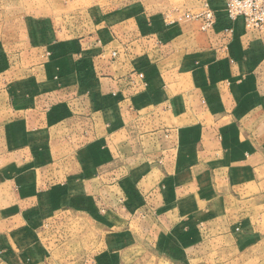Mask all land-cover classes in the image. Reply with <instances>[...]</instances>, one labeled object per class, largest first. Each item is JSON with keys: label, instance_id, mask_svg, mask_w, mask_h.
I'll return each instance as SVG.
<instances>
[{"label": "crops", "instance_id": "crops-1", "mask_svg": "<svg viewBox=\"0 0 264 264\" xmlns=\"http://www.w3.org/2000/svg\"><path fill=\"white\" fill-rule=\"evenodd\" d=\"M38 1L0 0V239L27 209L166 255L259 238L264 30L224 0L207 29L205 0Z\"/></svg>", "mask_w": 264, "mask_h": 264}, {"label": "rangeland", "instance_id": "rangeland-1", "mask_svg": "<svg viewBox=\"0 0 264 264\" xmlns=\"http://www.w3.org/2000/svg\"><path fill=\"white\" fill-rule=\"evenodd\" d=\"M38 2L42 7L44 1ZM90 3L92 0L84 2L87 5ZM50 4L61 19L65 9L64 0H50ZM79 5L80 2H77L70 9L66 8L67 13H71L67 16L69 20H73ZM2 192L1 204L6 201ZM33 196L47 198L44 192H36ZM12 200L15 201L14 195L7 203L10 204ZM31 211H23L25 224L19 228L20 233L15 222L8 225V240L0 239V264H103L104 261L111 264H264V227L257 231V239H248V236L236 233L231 239L220 238L203 241L193 248L189 246L182 255L174 256L150 248L149 242L132 240L124 229L101 231L90 223L85 224V220L79 223V219L66 225L60 217L54 225L48 223V218L40 210L35 211L36 217L30 214ZM12 215L14 213H9L7 217L11 218Z\"/></svg>", "mask_w": 264, "mask_h": 264}, {"label": "built area", "instance_id": "built-area-1", "mask_svg": "<svg viewBox=\"0 0 264 264\" xmlns=\"http://www.w3.org/2000/svg\"><path fill=\"white\" fill-rule=\"evenodd\" d=\"M227 32H233V24L237 18H242L246 28L264 30V0H224ZM187 18L201 20L203 29L214 25L217 21L216 11L210 2L205 0L202 9L197 13L186 14ZM116 55V53H114Z\"/></svg>", "mask_w": 264, "mask_h": 264}]
</instances>
